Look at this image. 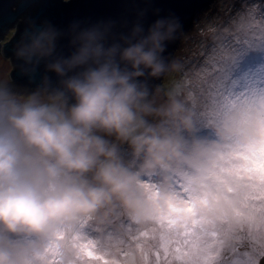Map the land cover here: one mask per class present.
Masks as SVG:
<instances>
[{
  "label": "clouds",
  "instance_id": "9594fccd",
  "mask_svg": "<svg viewBox=\"0 0 264 264\" xmlns=\"http://www.w3.org/2000/svg\"><path fill=\"white\" fill-rule=\"evenodd\" d=\"M181 30L178 17H158L147 27L138 20L119 32L113 22L74 24L66 54L57 53L58 30H26L16 57L33 71L45 61L46 75L28 93L0 81V264H24L30 249L20 237L55 239L65 225L114 202L138 220L150 218L153 202L118 145H127L146 171L187 159L172 131L190 125L184 104L170 96L157 105L159 90L148 86L179 69L165 53ZM47 73L56 75L55 87ZM153 113L170 127L150 123ZM59 245L67 254L69 242Z\"/></svg>",
  "mask_w": 264,
  "mask_h": 264
},
{
  "label": "rangeland",
  "instance_id": "374dc122",
  "mask_svg": "<svg viewBox=\"0 0 264 264\" xmlns=\"http://www.w3.org/2000/svg\"><path fill=\"white\" fill-rule=\"evenodd\" d=\"M242 2L247 11L232 17ZM262 36L260 0H216L205 9L174 55L179 70L198 89L194 111L189 91L174 85V72L157 87V105L171 96L185 106L190 125L172 131L181 138L187 159L168 169L146 171L139 157L121 154L133 153L127 145H118L124 165L148 180L143 190L154 205L150 218L138 220L114 202L95 216L65 225L55 239L20 237L30 249L24 264H148L166 244L174 249L177 264H259L264 255V85L258 82L264 69ZM229 38L241 42L240 51L230 46ZM211 42L207 65L197 70ZM11 71L10 59L0 52V81L20 93L34 91L15 85ZM146 119L170 127L155 113ZM60 241L69 242L67 254Z\"/></svg>",
  "mask_w": 264,
  "mask_h": 264
},
{
  "label": "water",
  "instance_id": "95a60500",
  "mask_svg": "<svg viewBox=\"0 0 264 264\" xmlns=\"http://www.w3.org/2000/svg\"><path fill=\"white\" fill-rule=\"evenodd\" d=\"M216 0H0V52L12 64L11 81L20 87L36 90L43 86L46 75L45 61H41L35 71L16 57V49L26 30L53 27L60 32L57 41V53H67V35L74 24L87 26L97 22H113L114 31H127L138 20L147 27L158 17H178L182 30L178 38L169 43L165 55L174 59L182 37L191 29L197 17ZM141 13L144 15L141 17ZM13 31L5 42V37ZM51 86L57 84L54 73ZM159 80L149 81V87L157 90ZM264 257V255L262 256Z\"/></svg>",
  "mask_w": 264,
  "mask_h": 264
},
{
  "label": "snow or ice",
  "instance_id": "6c2138e0",
  "mask_svg": "<svg viewBox=\"0 0 264 264\" xmlns=\"http://www.w3.org/2000/svg\"><path fill=\"white\" fill-rule=\"evenodd\" d=\"M260 3L262 6H264V0H260ZM245 11H247V9L245 8L244 3L242 2L240 5V8L235 9L231 15H232V17H236ZM228 42L234 50L240 51V49L242 47L240 41L235 40L234 38H229ZM259 42H260L262 48H264V36L259 38ZM213 47H214L213 42L209 43L206 46V51L202 56L200 64H198L196 66L197 70H200L202 67L207 65V59H208L209 55L211 54ZM243 71H244V69L242 67L238 72H233L232 75H233V77H235V76L241 74ZM258 75L260 77L258 82L261 85H264V69H261L258 72ZM171 243L176 244V243H178V241L173 240ZM186 246L187 245H185V247ZM173 253H174V249L171 247V244H166L164 246V248H161L160 252L157 254L159 258L154 260V261H149L148 264H177V261L175 260ZM51 264H56V262L54 260H52ZM196 264H199V262L197 261ZM259 264H264V257L260 258Z\"/></svg>",
  "mask_w": 264,
  "mask_h": 264
},
{
  "label": "trees",
  "instance_id": "16d2710c",
  "mask_svg": "<svg viewBox=\"0 0 264 264\" xmlns=\"http://www.w3.org/2000/svg\"><path fill=\"white\" fill-rule=\"evenodd\" d=\"M179 47H181V46H179ZM176 52H178V51H176ZM173 72H174V76L176 77V79H175L176 81H175V84L174 85H179L180 88H183V92L185 90L189 91V93H190L189 96L191 97V98L189 97L190 107H191L190 110L191 111H194L193 110V106H194L193 105V102L196 99L198 89H195L196 86H194V85L192 86L191 85V79H190V77L188 75H186L183 71H180L178 69V70L173 71ZM202 101H201V103H202ZM204 106H205V104H204V101H203V106L200 105L199 107L203 108ZM121 154L122 155L124 154V155H132V156H134V153L130 154L129 152H127V153L121 152ZM147 183H148V180L147 179H142V180L140 179V184L142 185L143 189L146 187Z\"/></svg>",
  "mask_w": 264,
  "mask_h": 264
}]
</instances>
